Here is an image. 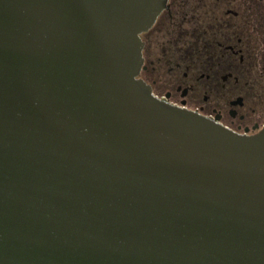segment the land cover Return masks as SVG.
<instances>
[{"label": "water", "instance_id": "water-1", "mask_svg": "<svg viewBox=\"0 0 264 264\" xmlns=\"http://www.w3.org/2000/svg\"><path fill=\"white\" fill-rule=\"evenodd\" d=\"M167 0H0V264H264V127L138 77Z\"/></svg>", "mask_w": 264, "mask_h": 264}, {"label": "flooded vegetation", "instance_id": "flooded-vegetation-1", "mask_svg": "<svg viewBox=\"0 0 264 264\" xmlns=\"http://www.w3.org/2000/svg\"><path fill=\"white\" fill-rule=\"evenodd\" d=\"M140 37L154 96L237 133L264 127V0H167Z\"/></svg>", "mask_w": 264, "mask_h": 264}]
</instances>
